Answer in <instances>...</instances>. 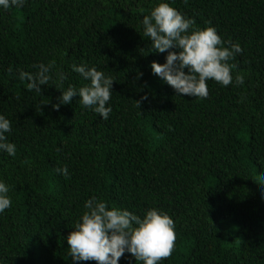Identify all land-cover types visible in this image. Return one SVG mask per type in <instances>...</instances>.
Returning a JSON list of instances; mask_svg holds the SVG:
<instances>
[{"label":"trees","instance_id":"trees-1","mask_svg":"<svg viewBox=\"0 0 264 264\" xmlns=\"http://www.w3.org/2000/svg\"><path fill=\"white\" fill-rule=\"evenodd\" d=\"M155 2L24 0L0 9V114L16 145L14 156L0 151L11 198L0 213V264H74L65 237L92 196L173 219L174 246L159 264H264V0H168L192 27L212 26L240 45L227 62L243 83L209 79L205 98L178 95L152 73L167 54L142 31ZM49 61L52 78L28 90L18 70ZM81 63L113 78L107 119L76 95L52 107L60 91L87 83L71 68ZM118 264L142 262L125 252Z\"/></svg>","mask_w":264,"mask_h":264},{"label":"clouds","instance_id":"clouds-1","mask_svg":"<svg viewBox=\"0 0 264 264\" xmlns=\"http://www.w3.org/2000/svg\"><path fill=\"white\" fill-rule=\"evenodd\" d=\"M23 3L24 0H0V9L18 8ZM141 25L152 50L162 53L167 50L164 63L151 62L152 73L178 95L207 97L206 81L209 79L222 86L243 83L241 75H236L233 80L231 66L227 62L234 54L241 52L240 45L222 41L212 26L192 27V19L182 15L168 0H156L149 13L142 17ZM222 44L229 46L222 47ZM53 65L54 61L38 64L35 73L18 70V78L20 81L27 80L28 90L41 92L40 85H46L52 78L50 70ZM71 68L87 83L79 87L69 85L60 91L53 109L69 103L76 95L81 105L100 118L107 119L111 112L108 101L112 92V76L83 63L73 64ZM56 75L61 81L64 79L63 73ZM10 129V121L0 114V151L14 156L16 145L5 136ZM55 171L65 177L69 175L66 166L58 167ZM258 184L261 186L260 198L264 201V176H261ZM9 188L0 180V213L11 205ZM174 229L173 219L163 210L150 207L140 216L124 208L109 206L103 199L92 196L83 202L82 213L65 237L67 255L74 264L79 261L118 264L119 258L127 252L136 262L159 264L172 252L176 238Z\"/></svg>","mask_w":264,"mask_h":264}]
</instances>
